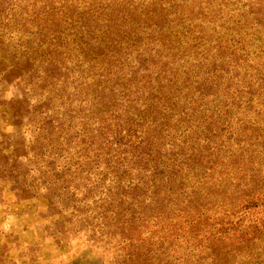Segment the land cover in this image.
I'll list each match as a JSON object with an SVG mask.
<instances>
[{
  "label": "trees",
  "instance_id": "1",
  "mask_svg": "<svg viewBox=\"0 0 264 264\" xmlns=\"http://www.w3.org/2000/svg\"><path fill=\"white\" fill-rule=\"evenodd\" d=\"M262 31L264 0H0L1 177L105 264L260 259Z\"/></svg>",
  "mask_w": 264,
  "mask_h": 264
},
{
  "label": "rangeland",
  "instance_id": "2",
  "mask_svg": "<svg viewBox=\"0 0 264 264\" xmlns=\"http://www.w3.org/2000/svg\"><path fill=\"white\" fill-rule=\"evenodd\" d=\"M245 1V0H243ZM257 2V0H254ZM245 2L238 1L243 7ZM264 34V31H262ZM0 58L8 66L7 53L0 49ZM4 97L9 99L5 86ZM13 110L0 100V171L4 172L7 155L13 152L11 138L15 133ZM5 175V174H4ZM7 176V174H6ZM0 173V264H105L106 258L99 257L89 241L81 235H71L60 241L54 238L55 227L61 218L46 210L45 201H24L19 193L10 190ZM264 255V243L256 251ZM206 255V254H205ZM202 255H194V262ZM245 260V261H243ZM264 264V256L250 260L247 256L236 259L235 264ZM174 264H182L176 261Z\"/></svg>",
  "mask_w": 264,
  "mask_h": 264
}]
</instances>
